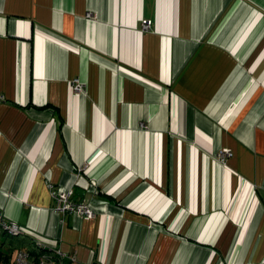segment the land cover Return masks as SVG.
Here are the masks:
<instances>
[{
	"label": "crops",
	"instance_id": "crops-1",
	"mask_svg": "<svg viewBox=\"0 0 264 264\" xmlns=\"http://www.w3.org/2000/svg\"><path fill=\"white\" fill-rule=\"evenodd\" d=\"M0 94V214L38 243L264 264V0H0Z\"/></svg>",
	"mask_w": 264,
	"mask_h": 264
},
{
	"label": "built area",
	"instance_id": "built-area-1",
	"mask_svg": "<svg viewBox=\"0 0 264 264\" xmlns=\"http://www.w3.org/2000/svg\"><path fill=\"white\" fill-rule=\"evenodd\" d=\"M151 25L150 19H142L141 20V28L147 29ZM84 87V84L80 82L78 79H75L71 82V88L75 91H80ZM0 98H3V95L0 94ZM230 154V150L227 148H221L217 153L216 156L219 160L224 161L225 157ZM52 196L56 199L55 204V211H70L74 212L82 217H92L95 215L94 209L86 202L82 201H72L70 199L71 190H51ZM0 223L3 224L4 227L8 229L9 232L15 233L21 230L20 226L14 221L5 222L3 216L0 214ZM41 245V243H38ZM46 246L47 248L51 249V251H44L40 254L35 256H31L29 251L23 247L17 248L15 254L11 258L9 262L0 261V264H58V261L61 259L68 258L70 261L73 260L63 253L59 248H54L51 246ZM66 256V257H65Z\"/></svg>",
	"mask_w": 264,
	"mask_h": 264
},
{
	"label": "trees",
	"instance_id": "trees-1",
	"mask_svg": "<svg viewBox=\"0 0 264 264\" xmlns=\"http://www.w3.org/2000/svg\"><path fill=\"white\" fill-rule=\"evenodd\" d=\"M5 222L8 221L5 220ZM20 247L28 250L31 256L44 251H51L43 244L38 245L37 241L24 230L21 229L19 232L11 233L0 223V261L9 262L13 251ZM58 264H71V261L68 262L66 259H61Z\"/></svg>",
	"mask_w": 264,
	"mask_h": 264
},
{
	"label": "rangeland",
	"instance_id": "rangeland-1",
	"mask_svg": "<svg viewBox=\"0 0 264 264\" xmlns=\"http://www.w3.org/2000/svg\"><path fill=\"white\" fill-rule=\"evenodd\" d=\"M14 251H16V249Z\"/></svg>",
	"mask_w": 264,
	"mask_h": 264
}]
</instances>
